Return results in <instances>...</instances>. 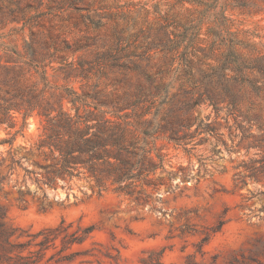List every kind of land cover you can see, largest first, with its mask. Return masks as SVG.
Masks as SVG:
<instances>
[{
  "label": "rangeland",
  "instance_id": "374dc122",
  "mask_svg": "<svg viewBox=\"0 0 264 264\" xmlns=\"http://www.w3.org/2000/svg\"><path fill=\"white\" fill-rule=\"evenodd\" d=\"M222 9L254 45L240 47L246 57L264 55V0H0V36L23 60L47 64L56 100L71 90L82 100H123L137 77L124 62L148 50L152 72L163 71L164 51L150 43L165 40V31L182 32L179 24L200 23L198 39L180 48L199 63L195 70L217 64L226 47L212 51L208 29ZM113 57L122 68L91 65ZM174 75L163 73V83ZM37 80L40 73L30 78ZM175 84L171 93L180 91ZM231 102L220 110L210 100L196 107L194 116L214 131L198 119L177 125L175 139L169 126L158 132L163 166L123 190L111 178L99 187L82 166L80 176L59 178L57 187L39 180L56 156L39 148L44 118L14 113V126L0 124V264H264V90H244L236 106ZM101 109L113 119H136L130 109ZM163 115L153 107L143 117L158 123Z\"/></svg>",
  "mask_w": 264,
  "mask_h": 264
},
{
  "label": "trees",
  "instance_id": "16d2710c",
  "mask_svg": "<svg viewBox=\"0 0 264 264\" xmlns=\"http://www.w3.org/2000/svg\"><path fill=\"white\" fill-rule=\"evenodd\" d=\"M215 17V25L208 29L212 51L226 47L216 57L217 64L202 62L208 67L197 66L200 77L196 76L195 68L199 63L180 48L185 40L194 42L198 39L200 23L190 26L179 24L184 28L182 32L165 31V40L161 37L157 44L155 41L150 43L151 47H162L164 51L168 62L163 71L152 72L153 57L148 50L139 58L124 62L126 65L133 64L126 69L136 72L137 77L135 82L129 77L123 100H82L75 90L62 93L61 100H56V94L49 92L56 87L48 78L47 64H35L34 59L23 60L24 55L18 46H9L0 36V49L5 50L4 55L0 54V124L14 126L16 112L22 113L25 118L34 113L44 118L46 139L39 148L49 146L56 156L51 168L45 173L40 172L45 178H41L38 172L36 176L50 186L57 187L59 178L71 180L80 176L82 170L79 167L82 166L95 177L99 187L106 186L111 178L119 184L117 189H126L133 185L128 180L139 179L144 174L148 176L151 171L163 166L165 154L159 152L156 146L160 137L158 132L169 126L175 132L170 137L175 139L177 125L190 127L197 122L199 118L194 116V112L203 100H210L215 109L220 110L219 104L225 100H232L231 104L236 106L244 90H264V55L248 59L240 47L255 49L254 45L239 37L224 9L218 11ZM148 49H151L150 46ZM205 57L211 56L205 54ZM176 61L179 63L177 66ZM91 65L100 66L103 72L123 67L118 64L117 57L92 62ZM128 71L126 75L130 74ZM34 73H40L41 80L31 82ZM163 73L175 75L169 83H163ZM177 81L180 82V91L171 93ZM47 92L50 93L48 96ZM163 93L164 99L156 100ZM66 98L70 100H63ZM65 102L70 103L75 112L66 108ZM103 106L112 107L117 112L130 109L136 119L130 122L113 119L107 116L109 110L101 109ZM153 107L157 115L164 112L158 123L154 118L143 117ZM185 115L187 122L183 124L185 120L182 117ZM199 120V127H204L206 131L216 130L210 121ZM153 151H157L161 164L155 162Z\"/></svg>",
  "mask_w": 264,
  "mask_h": 264
}]
</instances>
